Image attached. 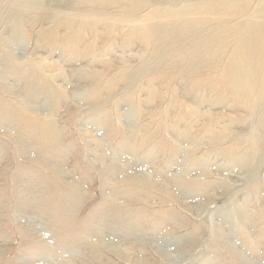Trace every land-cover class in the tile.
<instances>
[{"label": "rangeland", "instance_id": "obj_1", "mask_svg": "<svg viewBox=\"0 0 264 264\" xmlns=\"http://www.w3.org/2000/svg\"><path fill=\"white\" fill-rule=\"evenodd\" d=\"M6 1L0 264H264V0Z\"/></svg>", "mask_w": 264, "mask_h": 264}, {"label": "bare ground", "instance_id": "obj_2", "mask_svg": "<svg viewBox=\"0 0 264 264\" xmlns=\"http://www.w3.org/2000/svg\"><path fill=\"white\" fill-rule=\"evenodd\" d=\"M37 3H38L40 6L43 5V1H41V0L37 1ZM8 4H11V7H13V8H17V7L19 6V0H10V1H6L5 6L8 5ZM4 10H5V8H0V15H3V11H4ZM12 11H13V10H12ZM12 11H9L7 14H5L4 17L2 18V20H12V19H14L15 17H18V15L12 17V13H10V12H12ZM44 12H45V11H44ZM49 16L53 17L54 14H52V15L49 14ZM4 26H6V25H3V27L0 26V34H2L3 31L6 29V27H4ZM13 33H19L17 27H15L9 35H11V34H13Z\"/></svg>", "mask_w": 264, "mask_h": 264}]
</instances>
